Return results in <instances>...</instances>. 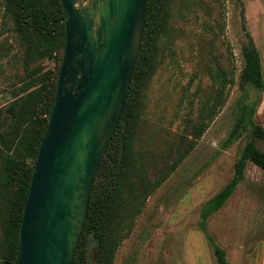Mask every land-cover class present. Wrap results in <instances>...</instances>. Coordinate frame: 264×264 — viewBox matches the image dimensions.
<instances>
[{"label":"rangeland","instance_id":"374dc122","mask_svg":"<svg viewBox=\"0 0 264 264\" xmlns=\"http://www.w3.org/2000/svg\"><path fill=\"white\" fill-rule=\"evenodd\" d=\"M165 7L164 29L133 126L131 182L116 201L113 225L120 242L113 264H218L200 216L204 204L233 178L250 139L249 130L228 141L241 106L257 102L255 120L264 127V93L240 87L245 27L264 70V0H167ZM24 57L21 29L0 0V112L23 96ZM41 64L55 68L50 60ZM217 70L228 83L210 120L222 86L214 79ZM258 145L264 150V141ZM207 229L229 264L263 263L262 169L248 163L235 193L209 218ZM3 236L0 218V254ZM88 254L93 264L94 240Z\"/></svg>","mask_w":264,"mask_h":264},{"label":"trees","instance_id":"16d2710c","mask_svg":"<svg viewBox=\"0 0 264 264\" xmlns=\"http://www.w3.org/2000/svg\"><path fill=\"white\" fill-rule=\"evenodd\" d=\"M2 1L9 17L20 27L25 46L26 81L21 88L23 96L10 104L5 112H0V218L4 234L0 264H14L19 251L21 224L34 166L56 103L66 28L61 0ZM166 1L147 0L141 51L131 76L121 120L94 179L89 212L74 264H89L88 248L92 240L96 242L97 264H113L120 242L113 225L117 211L116 201L125 183L131 182L127 170L131 160L133 126L141 95L153 68L155 44L164 29ZM245 31V66L240 77V87L246 92V88L252 86L264 93L261 53L246 27ZM45 60L54 62L55 68L45 70L41 64ZM214 79L222 86L217 100L210 106V120L217 114L223 90L228 83L221 70L215 72ZM256 113L257 102L241 106L239 120L228 141H233L249 130L250 139L235 163L233 178L204 204L201 211L199 225L214 248L218 264H229L227 254L209 234L207 222L235 193L244 178L248 163H253L264 171V150L258 145L264 141V127L256 122ZM8 120L10 122L3 130ZM203 130L200 128L197 136H201ZM162 181H158L156 187ZM129 186H133V183Z\"/></svg>","mask_w":264,"mask_h":264},{"label":"water","instance_id":"95a60500","mask_svg":"<svg viewBox=\"0 0 264 264\" xmlns=\"http://www.w3.org/2000/svg\"><path fill=\"white\" fill-rule=\"evenodd\" d=\"M61 2L66 44L56 103L14 264H74L94 179L121 120L143 42L147 0Z\"/></svg>","mask_w":264,"mask_h":264},{"label":"crops","instance_id":"0c3cea01","mask_svg":"<svg viewBox=\"0 0 264 264\" xmlns=\"http://www.w3.org/2000/svg\"><path fill=\"white\" fill-rule=\"evenodd\" d=\"M262 264H264V259H263V263Z\"/></svg>","mask_w":264,"mask_h":264}]
</instances>
